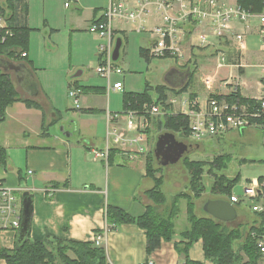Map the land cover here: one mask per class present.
Returning a JSON list of instances; mask_svg holds the SVG:
<instances>
[{"label": "crops", "instance_id": "obj_1", "mask_svg": "<svg viewBox=\"0 0 264 264\" xmlns=\"http://www.w3.org/2000/svg\"><path fill=\"white\" fill-rule=\"evenodd\" d=\"M78 1L74 0L73 3ZM119 1L126 11H141L134 19L121 18L114 21L125 22L130 26L128 30L145 33L149 43L140 47L148 50L153 39L151 30L162 23V10L158 7L157 0ZM162 1L170 4V11L173 13L180 7L179 0ZM24 2L27 12L19 16L18 21L32 28L28 20V2ZM217 2L225 6L238 5L236 0ZM108 3L107 0L102 10L97 11L98 8H94L96 12L88 19L90 23L104 18ZM258 14L251 13L246 20L233 18L221 35L215 34L210 20L197 23L191 19L179 26V43L185 57L181 67L184 69H170L163 82L156 84L168 88L167 102L172 105L174 112L181 113V102L187 98L197 101V109L204 108L210 96L224 98L232 92H238L245 98L258 99L262 88L261 64L264 62ZM112 27L113 32H120L121 39L128 37V31L124 27H114V22ZM97 37L103 38L99 34ZM29 49L28 47L27 58L31 61V66L22 60L0 59V70L10 75L19 96L32 99L40 105V108H35L27 107L21 101L14 102L6 108L5 119L0 123V145L7 153L6 163L0 165V183L17 190L21 206L23 196H29L31 199V215L26 236L33 240L53 236L63 240L93 242L95 234H102L99 246L105 249L108 264H139L147 259H151L154 264H184V257L177 252L175 243L186 241L183 236V231L188 226L187 216L186 221L184 220L186 205L174 220V234L171 239L163 240L159 248L150 254L146 252V236L143 229L134 223H123L108 229L105 221L108 205L117 206L132 216H138L145 211L146 205L151 203L145 195V191L153 184L146 175V156L150 151L155 156L153 151L157 138L166 132L158 125L161 113L151 115V120L145 117L147 127L143 131V152H138L135 148L125 152L115 145L106 149L107 113L116 112L113 111L115 109H112L110 100L107 99L104 105L103 99L99 98L102 96L95 95L94 100L89 101L87 95L76 89L79 102L81 97L85 98L84 102L89 103L79 104V107L72 105L68 108L70 112L66 111L64 114L55 93L36 80L34 73L37 68ZM213 59V66L208 65ZM191 72L193 77L189 80ZM80 73L77 74V79H74L80 85L96 86L81 83L78 80ZM204 78H209L207 84ZM187 82L185 92L176 94L172 91ZM98 87L104 91L108 90V85L107 88ZM90 108L101 112L82 110ZM121 109L123 111V105ZM74 110H78L80 114ZM121 113L122 115H117L114 119L121 134L136 135L135 130L126 128L127 117L125 116V119L123 115L127 114ZM251 128L254 127L236 131L242 133ZM155 131L156 137L152 139ZM231 131L235 130L228 132ZM261 135L264 142L262 131ZM210 138L212 137L206 139ZM204 140L196 141L190 137L189 141L179 139L187 145L201 144ZM106 150L108 154L109 151L112 153L110 159L97 153ZM169 163L171 162L167 164ZM260 177L264 178V174L247 179V182ZM55 183L64 185L56 187ZM208 199L222 198L213 196ZM208 199L196 201V208L203 207ZM234 208L238 224L248 229L255 213L249 208L250 214L243 211L238 213L237 207ZM233 220L221 222L227 226L237 225L232 224ZM19 237V228L0 230V246L13 249L19 242ZM189 258L202 264H214L205 259L201 239L189 248ZM261 262L260 260L258 264ZM0 263L6 264L4 260H0Z\"/></svg>", "mask_w": 264, "mask_h": 264}, {"label": "trees", "instance_id": "obj_2", "mask_svg": "<svg viewBox=\"0 0 264 264\" xmlns=\"http://www.w3.org/2000/svg\"><path fill=\"white\" fill-rule=\"evenodd\" d=\"M236 1L241 8L252 14L260 13L264 8V0ZM26 12L27 6L24 0L0 1V15L5 17L7 23L5 29L11 31V35H6L3 41L0 40V59L22 60L31 66V61L27 58V51L32 28L20 24L18 21L19 16H23ZM5 29H0V32L3 34ZM114 33L120 35V32L114 31ZM23 51L26 52L25 56L21 55ZM140 55L147 62L150 61L147 49L140 48ZM192 77L193 73L191 72L189 80ZM69 85L82 93L104 92L101 87L82 86L77 80L70 82ZM187 85L188 82L176 90L172 89V91L181 94L187 90ZM167 91L168 88L164 85L151 87L147 84L142 92H123V112L128 109L141 112L145 103L160 105L161 115H159L158 125L163 130L182 138L183 141H189L188 116L174 112L172 105L167 102ZM224 98L230 103L238 102L247 104L249 107L259 106L256 100L245 98L238 92H232ZM17 101L23 102L27 107L40 108L36 101L21 98L10 75L4 70H0V123L5 119L6 108ZM82 110L83 112L99 111L92 108ZM146 116L148 120L152 119L149 113H146ZM263 118L261 116L257 120L261 121ZM111 154L109 151V159ZM230 160L231 156L226 153L218 154L209 162L184 158L182 162L188 172L189 182L186 190L177 192L168 201L162 190L163 175L160 173L161 168L154 166L152 151L148 152L146 175L153 184L151 188L145 191V195L151 203L146 205L145 211L138 216H132L117 206L108 205L105 210L107 228L113 229L123 223L136 224L145 232L146 252L150 254L159 248L163 240H170L173 236L174 220L179 214L181 200H185L188 226L183 231V236L186 241L175 243L177 252L184 257V264H202L189 258V248L199 239L202 241L205 259L214 264H258L261 255L256 243L257 237L264 234V213H255V218L248 229L241 224L227 226L208 214L198 215L196 213V201L201 200V197L205 195V190H207L203 180L205 173L214 177L208 187L211 195L230 201L233 189L240 179L239 173L229 177L222 172ZM6 161V150L0 145V165H4ZM218 171L220 172L217 173ZM61 185L64 184H54L56 187ZM232 204L234 207L238 205V203ZM27 236L13 249L0 246V260H4L6 264H108L105 249L95 245L94 242L63 240L53 236H45L42 240H33Z\"/></svg>", "mask_w": 264, "mask_h": 264}, {"label": "rangeland", "instance_id": "obj_3", "mask_svg": "<svg viewBox=\"0 0 264 264\" xmlns=\"http://www.w3.org/2000/svg\"><path fill=\"white\" fill-rule=\"evenodd\" d=\"M27 2L28 20L32 27L29 36V54L37 68L34 76L40 84L55 93L58 104L62 105L63 113L66 114V111L70 112L68 108H71L72 105L74 107L72 98L68 95L72 86L68 83L77 79L79 72L81 73L78 80L81 83L107 88L106 78L101 77L95 70L100 61L99 45L107 44V38H98L97 33L88 30L90 24L88 19L92 17L93 12H96L94 8L97 7V11L102 10V7L107 4V0H79L76 4L72 1L69 7L63 5V0H27ZM114 27H124L128 31L127 40L122 37L119 58L114 61L123 72L121 75L113 74L110 77V84L119 80L123 83V88L116 90L108 86V90L106 89L104 93L89 92L84 95L88 96L89 101H93L95 95H100L102 97L99 98L103 99L104 105L109 99L112 109H115L113 111H116L114 114L122 115L123 91L140 92L145 89L147 84L156 85L163 82L170 69H184L181 66L185 62V57H150V61L147 62L140 55V46L145 47L143 45L149 43L145 38V33L128 30L130 26L125 22L114 21ZM118 36L121 37L117 33L114 39ZM114 44L115 40L113 47ZM213 61L214 59L208 65L213 66ZM187 65L192 66L191 64ZM84 101L85 98L81 99L80 97L79 104L89 103ZM74 111L80 114L78 110ZM123 116L127 117V115ZM155 137L156 131L152 139ZM175 137L178 140L182 139L177 135ZM189 146V150L175 163H161L159 158H154V166L161 168L163 173L162 189L168 201L171 200L174 193L186 190L189 182L188 172L182 162L184 158L209 162L218 154H229L231 160L222 172L229 177L239 173L240 179L233 189V193L238 195H241L242 187L247 183V179L264 174V142L258 128L254 127L242 133L236 130L231 131L222 136L206 139L201 144ZM213 178L208 173L203 175L207 190L201 199L213 197L208 190ZM185 204V200H182L180 203L181 212L184 210ZM248 205L247 201L240 202L237 205L238 213L243 211L250 214ZM196 213L198 215L207 214L203 207H198ZM182 216L183 214L180 215L181 218ZM185 217L186 215H184L186 221ZM232 224H238V220H233Z\"/></svg>", "mask_w": 264, "mask_h": 264}, {"label": "built area", "instance_id": "obj_4", "mask_svg": "<svg viewBox=\"0 0 264 264\" xmlns=\"http://www.w3.org/2000/svg\"><path fill=\"white\" fill-rule=\"evenodd\" d=\"M64 6L69 7L74 0H63ZM108 6L104 12V18L99 21H93L89 24L88 30L95 32L101 37L107 38V44L99 45L100 61L96 66V72L106 78L109 86V78L113 74H122V69L113 61V43L114 32L113 22L116 19H134L138 17L141 10L126 11L119 0H108ZM158 7L162 10V23L151 30L152 43L148 49L150 57H183V50L180 47L178 36L179 26L189 20L200 23L210 20L216 35H221L228 27V22L233 18L246 20L251 13L238 5L225 6L220 5L217 0H179V9L175 13L170 11V4L162 0H157ZM260 21L259 35L264 51V8L258 14ZM6 19L0 15V29L6 28ZM6 35H11L9 29L4 33L0 32V40L3 41ZM204 39L202 38V42ZM22 56L26 52L21 53ZM261 94L256 100L258 107H249L247 104L238 102H228L225 98L208 97L204 108L197 109V101L184 99L180 108L181 113L188 116V126L190 138L200 141L207 137L223 135L230 130H243L248 127L259 128L264 133V118L261 121L257 119L264 117V62L261 64ZM207 84L209 78H204ZM113 89L121 90L123 84L121 81H115L110 85ZM68 95L72 98L75 107H79L78 90L69 89ZM127 114L126 128L136 131L134 136L121 134L119 126L114 122L117 114L107 113V133L106 149L110 145L119 146L123 151L126 150L143 152L142 141L145 138L144 129L147 127L146 113L150 115L161 113L160 105L144 104L143 110H125ZM115 123V124H114ZM141 130V131H139ZM99 156L107 158L108 152L99 151ZM247 201L248 208L254 213H264V178H253L242 187L241 195L232 193L230 202L240 203ZM21 202L17 195V190L9 185L0 183V230L9 229L17 230L21 222ZM102 234H95L94 243L99 245ZM257 248L260 252V264H264V234L257 237ZM2 260V259H1ZM1 264V263H0ZM139 264H154L151 259L139 262Z\"/></svg>", "mask_w": 264, "mask_h": 264}, {"label": "water", "instance_id": "obj_5", "mask_svg": "<svg viewBox=\"0 0 264 264\" xmlns=\"http://www.w3.org/2000/svg\"><path fill=\"white\" fill-rule=\"evenodd\" d=\"M122 46L121 37L115 39V44L112 52V59L116 61L119 58V50ZM190 146L179 141L175 138L174 134L171 132H163L156 141L154 147V155L159 158L161 163L175 162L184 153H186ZM172 150V151H170ZM173 155L169 153L173 152ZM204 211L219 221H230L236 218V210L234 205L223 199H208L203 204ZM31 215V199L29 196L22 197V213H21V223L19 227V242L20 244L24 236L27 235V230L29 226V220ZM22 238V239H21Z\"/></svg>", "mask_w": 264, "mask_h": 264}, {"label": "flooded vegetation", "instance_id": "obj_6", "mask_svg": "<svg viewBox=\"0 0 264 264\" xmlns=\"http://www.w3.org/2000/svg\"><path fill=\"white\" fill-rule=\"evenodd\" d=\"M170 151H172V150H170ZM174 154V151L173 152H171V153H169V155H173Z\"/></svg>", "mask_w": 264, "mask_h": 264}]
</instances>
